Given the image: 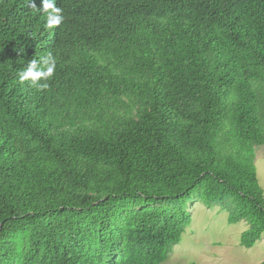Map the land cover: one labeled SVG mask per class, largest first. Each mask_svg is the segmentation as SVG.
Here are the masks:
<instances>
[{
	"label": "trees",
	"instance_id": "16d2710c",
	"mask_svg": "<svg viewBox=\"0 0 264 264\" xmlns=\"http://www.w3.org/2000/svg\"><path fill=\"white\" fill-rule=\"evenodd\" d=\"M259 145L264 0H0V264H160L194 202L252 247Z\"/></svg>",
	"mask_w": 264,
	"mask_h": 264
},
{
	"label": "rangeland",
	"instance_id": "374dc122",
	"mask_svg": "<svg viewBox=\"0 0 264 264\" xmlns=\"http://www.w3.org/2000/svg\"><path fill=\"white\" fill-rule=\"evenodd\" d=\"M258 181L264 191V145L255 147ZM192 221L179 243L175 244L160 264H262L264 233L252 247L240 244L242 233L248 229L245 221L230 223L228 212L202 202L189 204Z\"/></svg>",
	"mask_w": 264,
	"mask_h": 264
},
{
	"label": "clouds",
	"instance_id": "9594fccd",
	"mask_svg": "<svg viewBox=\"0 0 264 264\" xmlns=\"http://www.w3.org/2000/svg\"><path fill=\"white\" fill-rule=\"evenodd\" d=\"M38 60H31L27 66V69L22 73V79L32 78L34 81L43 74V70L38 71ZM53 71V66L49 65L47 68V74L50 76Z\"/></svg>",
	"mask_w": 264,
	"mask_h": 264
}]
</instances>
